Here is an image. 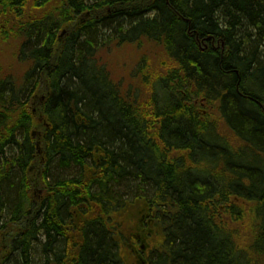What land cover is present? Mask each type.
I'll return each instance as SVG.
<instances>
[{"label": "trees", "instance_id": "obj_1", "mask_svg": "<svg viewBox=\"0 0 264 264\" xmlns=\"http://www.w3.org/2000/svg\"><path fill=\"white\" fill-rule=\"evenodd\" d=\"M0 13L26 65L0 81L1 264H264V0ZM142 41L158 55L120 89L98 54Z\"/></svg>", "mask_w": 264, "mask_h": 264}, {"label": "rangeland", "instance_id": "obj_2", "mask_svg": "<svg viewBox=\"0 0 264 264\" xmlns=\"http://www.w3.org/2000/svg\"><path fill=\"white\" fill-rule=\"evenodd\" d=\"M63 30L64 28L61 31ZM5 38H6L5 35L2 33L0 35V79L1 76L3 78L9 76L13 78V80L17 81L22 78V75L26 70V65L18 62L17 60L18 50L20 47L21 40L15 34H9V36L6 38L7 40ZM145 55L148 56L151 62H153V57L158 55L157 50L154 49L150 45V43L148 42L146 43L145 41H142L140 44L139 42L134 43L133 45L130 46L122 45L119 47H113L110 50H105L98 54V56H100L101 62L104 64L106 70L108 71L109 78L115 84H118L120 89L125 88L124 90H126L127 87H131V91L140 90L138 86L139 78L132 79L131 73L134 71L136 64L143 63V59L145 58ZM32 103H31L32 107L37 106L38 100L36 99ZM202 112L204 114L206 113L205 110H203ZM76 173L77 171L73 170L71 174H76ZM31 174L34 175V173L32 172ZM138 208L139 207L131 208L128 214L131 216L138 217L139 215L135 213V210H138ZM126 226L129 227L130 225L126 224ZM246 226H247V230H249L247 223ZM130 229L131 226L129 227V230ZM154 230L157 233L156 227L154 228ZM245 235L246 233L244 232L239 233L240 237H245ZM243 247L245 248V250H247V247L245 245ZM249 247L250 244H248V248ZM122 251H124V249ZM16 257L17 256L15 254L10 256L8 258L9 261L6 262V264H13L12 261ZM121 260L124 264H131V261H129L127 255H124L121 258ZM255 263L262 264L260 260L256 261Z\"/></svg>", "mask_w": 264, "mask_h": 264}, {"label": "flooded vegetation", "instance_id": "obj_3", "mask_svg": "<svg viewBox=\"0 0 264 264\" xmlns=\"http://www.w3.org/2000/svg\"><path fill=\"white\" fill-rule=\"evenodd\" d=\"M0 26H1V23H0ZM66 34H67L66 33V30L65 31L63 30V31L59 32L58 35H57V40L59 42H61L62 40L64 41V38H65ZM0 35H1V33H0ZM38 96H39V94L32 95L31 96V99H33V100H36L37 99L38 100V103L41 104L44 101V97L43 96H39L38 97ZM32 112L33 113H36V110L34 109ZM39 193H41V192H39ZM0 259H1V244H0ZM0 264H1V261H0Z\"/></svg>", "mask_w": 264, "mask_h": 264}, {"label": "bare ground", "instance_id": "obj_4", "mask_svg": "<svg viewBox=\"0 0 264 264\" xmlns=\"http://www.w3.org/2000/svg\"><path fill=\"white\" fill-rule=\"evenodd\" d=\"M72 11H74L75 13H77V10L76 9H71ZM83 10V9H82ZM82 10H80L82 12ZM78 11V12H80ZM85 11V10H83ZM85 14V12L81 13V16H83ZM147 17H149V14H146ZM146 16L144 15L143 18H146ZM108 27V26H107ZM110 27V26H109ZM120 33H124L123 31H119L117 28H111V30H108L106 31L105 35L106 36H113L115 34H120ZM1 81V80H0ZM7 92V91H6ZM4 95V94H3ZM16 166H13V170H15ZM67 209H68V206H67Z\"/></svg>", "mask_w": 264, "mask_h": 264}]
</instances>
